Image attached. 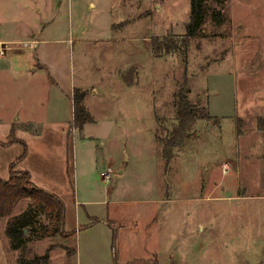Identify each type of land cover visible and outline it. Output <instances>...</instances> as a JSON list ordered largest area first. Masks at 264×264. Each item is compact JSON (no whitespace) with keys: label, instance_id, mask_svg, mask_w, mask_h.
Here are the masks:
<instances>
[{"label":"rangeland","instance_id":"374dc122","mask_svg":"<svg viewBox=\"0 0 264 264\" xmlns=\"http://www.w3.org/2000/svg\"><path fill=\"white\" fill-rule=\"evenodd\" d=\"M12 1L0 0V38L49 24L47 38L64 41L71 84L84 86L94 120L79 131L73 95L64 94L56 125L37 127L54 138L45 159L62 155L67 229L92 219L96 226L34 237L29 229L46 224L37 214L24 228L25 256L48 252L49 264H264V0H226L225 21L207 15L188 41L189 0ZM155 40L170 51H153ZM16 69H0V118L16 109L43 119L52 85ZM178 89L196 119L168 161L160 139L177 122ZM22 142L11 154L40 149ZM83 199L92 203L78 213L74 202ZM27 203L0 217V264H17L5 225Z\"/></svg>","mask_w":264,"mask_h":264},{"label":"crops","instance_id":"0c3cea01","mask_svg":"<svg viewBox=\"0 0 264 264\" xmlns=\"http://www.w3.org/2000/svg\"><path fill=\"white\" fill-rule=\"evenodd\" d=\"M9 1L13 2L12 0ZM38 17L40 19V14ZM1 18L3 17L0 16V24L2 21ZM49 27V24H45L44 22L37 20V25L35 27L33 24V27H27L22 33L17 34L16 36L12 37L6 35L5 38H3L4 36L0 38V42L7 43L10 47V49L5 52V56L7 55V58L5 59L7 60L0 63V69L5 67L7 71H10V76H13L15 73H20L16 68L20 65H23L26 71L33 75L36 74L37 76L43 75V79L47 82L49 81L52 85V98L50 99L49 97V106L46 108L43 119H38V117L35 115H25L20 117L19 113L17 114L16 109L12 111V119L0 118V140L4 141L10 138L15 140L8 145L0 146V179L4 180L9 176L10 163H14V170L16 171L26 170L29 173L30 180L35 186L37 185L49 193L57 195L61 199L65 210L63 224L64 231L74 232L73 235H75L77 232H84V230L94 228L96 226V222L92 219L82 224L78 223V227L73 228L72 226L67 229L66 225L69 207L66 200L64 199V196L61 194V189H65V182L67 180L64 163L62 162L61 158L62 155L60 154L61 156L58 158L59 161L57 163L53 160L47 161L45 159L43 152L45 151L46 147L52 149L51 145L53 143L52 141H54V138L51 136L52 134L49 129L43 131V129H38V127L43 128L47 126L48 123V128L51 125H56L57 115L61 112L63 113L67 106L66 105L65 108L63 106L60 108L59 104H57L56 98L58 100L59 96L61 97L64 96V94H69V97H71L72 100L73 91L75 89H78L84 93L82 97V104L87 109L86 105L84 104L86 101L84 91L85 89L83 88L84 86L82 84L77 87L71 84V78L69 76L68 69L69 61L66 60L67 65L65 63L66 54L64 53V41L47 38L48 36L46 35V31ZM1 31H3V28ZM5 56H1L0 59L4 58ZM132 85L129 83L127 87L129 88ZM21 122L24 125H29L30 128L38 127L35 128L34 131L27 130L23 127ZM84 124L82 125V128ZM27 138L33 142L38 141L40 144V149L35 150V152H32V154L27 151L26 154L23 155L18 161H15L18 156L11 153L14 151V149L16 152H18V149L9 147L19 145L20 143H23L22 141H24V139ZM62 139L64 140L63 136ZM66 148L67 147H65L63 142V144L60 145L61 152ZM34 159L36 160L33 161ZM53 164L58 165L56 167L57 171L53 169ZM123 170V168L114 169L113 173L120 174L123 172ZM68 181L71 183L70 179H68ZM102 202H104V200ZM83 203L88 205L92 203V201L83 199V201L74 202L75 209L78 211V213L80 212L79 205H83ZM105 225H107L109 229L111 228V225H109L107 221L105 222Z\"/></svg>","mask_w":264,"mask_h":264},{"label":"trees","instance_id":"16d2710c","mask_svg":"<svg viewBox=\"0 0 264 264\" xmlns=\"http://www.w3.org/2000/svg\"><path fill=\"white\" fill-rule=\"evenodd\" d=\"M226 0H212L214 5H210L208 0H189L190 11L189 20L185 26L184 39L197 36L201 29L202 24L206 20V16L212 20L213 23L219 25L226 19L224 8ZM168 45L164 47L160 45L159 40H155L153 51L160 53L161 51L169 52ZM164 48V50L162 49ZM166 48V49H165ZM83 92L77 90L73 91V116L74 125L80 131L85 122H93V118L86 111L82 104ZM176 107H177V122L172 127L173 129L161 138L163 146V157L170 160L172 157V149L180 145L184 139L189 137V129L196 119L197 108L188 102L186 93L178 89L176 94ZM208 115L204 116V118ZM15 140L10 138L1 141L0 146L8 145ZM21 154L15 161H18L22 156ZM14 163L9 165V176L2 180L0 179V217H5L12 213L14 206L21 200L27 199L28 203L21 214L12 216L6 221V233L9 237V243L14 250H20L17 257V264H49L50 258L48 252L44 254L27 258L25 256L26 248V235L24 228L33 223L34 217L42 215L46 224L41 225L39 228L29 229V234L34 237H53L59 235L68 238L74 232L64 231V217L65 210L61 199L39 186H35L30 180L29 173L26 170H14ZM67 254H73L74 249L65 248Z\"/></svg>","mask_w":264,"mask_h":264},{"label":"built area","instance_id":"2783aa9c","mask_svg":"<svg viewBox=\"0 0 264 264\" xmlns=\"http://www.w3.org/2000/svg\"><path fill=\"white\" fill-rule=\"evenodd\" d=\"M9 49L10 47L8 46L7 43L0 42V57L5 56V52L8 51ZM100 175L108 179V177L104 174V172H101Z\"/></svg>","mask_w":264,"mask_h":264}]
</instances>
